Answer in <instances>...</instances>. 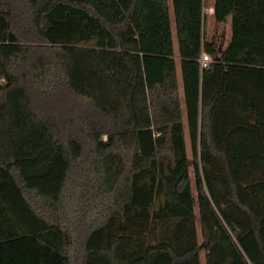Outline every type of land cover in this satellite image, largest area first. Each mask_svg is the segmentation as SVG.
Here are the masks:
<instances>
[{"label": "trees", "instance_id": "1", "mask_svg": "<svg viewBox=\"0 0 264 264\" xmlns=\"http://www.w3.org/2000/svg\"><path fill=\"white\" fill-rule=\"evenodd\" d=\"M206 3L181 94L168 0H0V264H201L196 206L205 264H264V0L223 51Z\"/></svg>", "mask_w": 264, "mask_h": 264}, {"label": "rangeland", "instance_id": "2", "mask_svg": "<svg viewBox=\"0 0 264 264\" xmlns=\"http://www.w3.org/2000/svg\"><path fill=\"white\" fill-rule=\"evenodd\" d=\"M215 1V0H214ZM217 1V0H216ZM224 3H222V1H220L221 5L223 4L222 7L224 10V13L222 15V17H218V19L216 17H214L212 14L207 16V22H206V30H207V35L208 38L210 37L212 40L215 41V43L217 44V47L220 50H224L228 44L230 43L231 40V35H232V27H231V11L229 10L232 6H231V0H223ZM217 4H219V2L217 1L215 4V11H214V15L216 12V8H217ZM175 51H176V62H177V67H178V83H179V87H180V92L182 94V76H181V70H180V58H179V44H178V38H177V32L175 34ZM107 139V138H106ZM187 149H188V154L189 157L192 158V152H191V146H190V141H189V136L187 135ZM191 181L193 183V186H195V176H194V170L193 167L191 168ZM196 212V218H197V230H198V234H199V243L201 244V264H205V251L204 248L202 247L203 243H204V236L202 234V228L200 225V221H199V209L198 206H196L195 209Z\"/></svg>", "mask_w": 264, "mask_h": 264}, {"label": "crops", "instance_id": "3", "mask_svg": "<svg viewBox=\"0 0 264 264\" xmlns=\"http://www.w3.org/2000/svg\"><path fill=\"white\" fill-rule=\"evenodd\" d=\"M168 4H169V15H170L171 29H172V33H173L174 53H175V59H176L177 53L175 51V40L174 39H175V34L177 32V25H176V15H175V10H174L173 0H168ZM215 4H216V0L215 1L214 0H207V3L205 5V9H204V14L206 16L212 14L215 17V15H214Z\"/></svg>", "mask_w": 264, "mask_h": 264}, {"label": "built area", "instance_id": "4", "mask_svg": "<svg viewBox=\"0 0 264 264\" xmlns=\"http://www.w3.org/2000/svg\"><path fill=\"white\" fill-rule=\"evenodd\" d=\"M212 61V58L209 54L203 52L202 53V56H201V60H200V63H201V67L202 68H205L208 66L209 63H211ZM104 140H106V137L104 138Z\"/></svg>", "mask_w": 264, "mask_h": 264}]
</instances>
